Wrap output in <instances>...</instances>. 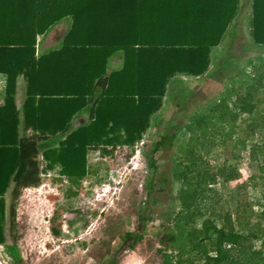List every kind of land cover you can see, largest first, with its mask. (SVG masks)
<instances>
[{"label": "trees", "instance_id": "obj_1", "mask_svg": "<svg viewBox=\"0 0 264 264\" xmlns=\"http://www.w3.org/2000/svg\"><path fill=\"white\" fill-rule=\"evenodd\" d=\"M244 3L251 5L252 39L264 46V0H0V72L8 77L0 104V244L15 227L23 189L39 187L42 175L56 167L68 178H85L92 172L91 150L110 155L141 141L177 72L214 79L208 72L211 49ZM62 21L69 24L63 46L37 57L38 35ZM120 49L125 65L108 71L109 57ZM151 55L154 63L147 61ZM257 59L262 61L254 64L253 76L238 62L228 63L245 76L217 81L219 100L193 113L187 126L167 124L154 144V151L175 150L172 171L180 185L177 209L162 215V264H264V208L256 211L242 196L234 213L216 206L210 191L220 180L238 177L233 167L210 161L216 145L211 127L254 113L264 88V59ZM21 70L29 80L18 108ZM234 85L247 88L237 94ZM84 114L86 120H76ZM124 238L138 243L143 232L129 231ZM8 248L21 259L16 243Z\"/></svg>", "mask_w": 264, "mask_h": 264}, {"label": "rangeland", "instance_id": "obj_2", "mask_svg": "<svg viewBox=\"0 0 264 264\" xmlns=\"http://www.w3.org/2000/svg\"><path fill=\"white\" fill-rule=\"evenodd\" d=\"M257 53H243L242 58ZM258 62L253 60L245 68ZM251 72L256 74L254 69ZM181 84H169L163 107L134 146H118L110 155L91 150L92 172L85 178H68L56 167L42 175L39 187L23 189L17 200L15 227L7 242L0 244V264H162L158 252V238L166 224L162 215L177 209L175 196L180 185L173 178L175 150L154 151V144L167 124L170 128L187 126L193 113L206 112L209 102L222 96V86L215 81L189 78ZM234 86L237 94L247 88ZM18 90L23 91L22 84ZM256 100L253 114L243 113L236 124L218 121L216 129L211 127L210 138L216 145L211 146L210 161L238 171L236 179L212 186L211 195L219 200L216 206L234 213L242 196L256 211L264 208V88L257 92ZM86 118L84 114L76 120ZM254 144L256 157L252 158ZM129 231L143 232L142 241L125 239ZM13 243L20 260L9 251ZM256 246L261 247V242Z\"/></svg>", "mask_w": 264, "mask_h": 264}, {"label": "crops", "instance_id": "obj_3", "mask_svg": "<svg viewBox=\"0 0 264 264\" xmlns=\"http://www.w3.org/2000/svg\"><path fill=\"white\" fill-rule=\"evenodd\" d=\"M250 12L251 5H249V3H244L239 15L237 16L235 22L232 23L229 31L226 32V34L224 35V39H222L220 45L212 47L210 55L211 63L208 72L211 74L214 72L212 76L215 77V80L211 78H206L205 74L197 76L186 72H177V74L170 79V82H185V80L189 78L196 79V81L198 82H228L230 81V79L225 78V76H232L231 79L234 80H238L240 77L245 76L237 72L238 68H235L234 70L227 69L226 71V67H228L227 64L230 62L224 64V61L229 59H235V61L239 63V68L247 70L248 75L253 76L254 74H252L251 72V70H253V67L250 65L251 68L246 69L245 64H252L253 60H256L258 57L264 58V46L256 45L252 39V25L250 20ZM68 26L69 24L67 23V21H62L53 26L48 32L42 35H38V42L36 45L37 57H40L42 55L50 53L51 51L61 48L63 46V37L68 30ZM258 51L260 54L257 53ZM251 52H256L257 55L248 56L244 59L242 58L244 56L242 55L243 53L249 54ZM155 58L156 57L154 55L148 56L147 61L149 63H154ZM124 65V50L120 49L109 57L107 68L108 71L118 70L123 68ZM249 71L251 72V74L249 73ZM24 72L21 70L19 76L16 79L18 86L19 84H22L23 88V91L21 92L17 90L16 103L18 108H20L24 102L26 96V83L29 80ZM209 73L207 75H209ZM7 81V74L4 72H0V104L3 103L4 86ZM12 187L13 185L10 187L6 195L7 199L11 195ZM7 201L9 203V200Z\"/></svg>", "mask_w": 264, "mask_h": 264}]
</instances>
